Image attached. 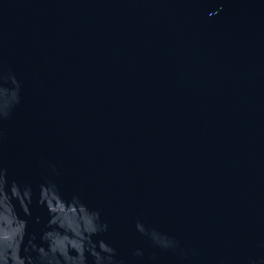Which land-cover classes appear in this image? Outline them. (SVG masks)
<instances>
[{
	"label": "water",
	"instance_id": "1",
	"mask_svg": "<svg viewBox=\"0 0 264 264\" xmlns=\"http://www.w3.org/2000/svg\"><path fill=\"white\" fill-rule=\"evenodd\" d=\"M0 264H264V0H0Z\"/></svg>",
	"mask_w": 264,
	"mask_h": 264
}]
</instances>
